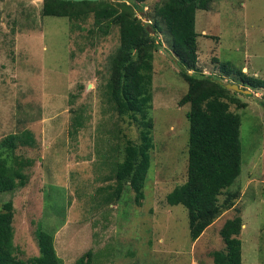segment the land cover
I'll return each instance as SVG.
<instances>
[{"label":"rangeland","instance_id":"374dc122","mask_svg":"<svg viewBox=\"0 0 264 264\" xmlns=\"http://www.w3.org/2000/svg\"><path fill=\"white\" fill-rule=\"evenodd\" d=\"M161 1L138 3L141 20L158 19L154 8ZM42 2L0 0V141L24 129L35 139L13 152L33 161L26 185L0 192V206L13 204L17 257L38 254L35 233L43 230L53 234L62 264L83 255L88 264H213L212 251L224 248L223 222L239 214L242 264H264V89L237 73L264 79V0H212L196 10L197 67L249 92L233 90L238 102L229 103L240 116L241 172L230 188L238 194L193 241L186 208L165 201L186 179L189 104L178 103L187 82L164 23L151 33L159 41L149 110L154 145L142 195L125 181L119 197L106 201L115 187L112 164L123 160L126 139L141 143L143 128L138 115L119 114L105 96L118 27L91 33V13L77 22L44 16ZM226 197L223 190L219 202Z\"/></svg>","mask_w":264,"mask_h":264},{"label":"trees","instance_id":"16d2710c","mask_svg":"<svg viewBox=\"0 0 264 264\" xmlns=\"http://www.w3.org/2000/svg\"><path fill=\"white\" fill-rule=\"evenodd\" d=\"M143 0L71 1L43 0L44 16L67 17L70 21L85 20L91 13L93 28L107 33L109 27H118L119 44L109 60V77L106 81L107 102L119 114L140 118L141 143L125 140L122 161L112 164L110 172L115 187L106 201L119 197L122 185L129 181L137 197L149 166V149L153 147L150 133L151 82L153 55L159 41L151 33L164 23L170 36V49L179 66V74L187 82V90L179 99L180 105L189 104L187 172L183 183L166 194L169 205L181 204L187 210L189 238L193 241L221 213L230 207V199L238 189L230 188L241 172L240 116L229 110V103H236L233 90L226 88L220 77L204 74L197 67V41L195 14L198 9H208L212 0H162L155 5L152 22H144L140 2ZM139 13L136 15L135 13ZM222 71L229 74V66L222 64ZM239 79L254 88L264 89V79L237 71ZM246 89V88H244ZM264 107V100H260ZM138 115V116H137ZM74 125H82L75 119ZM35 142L33 133L24 129L8 134L0 141V192L15 191L27 183L25 169L32 159L14 154L17 145L30 146ZM4 152V155L2 154ZM226 190L227 197L219 202L218 195ZM13 204L11 200L0 206V264H62L54 248L53 234L38 230L35 233L38 254L28 259L18 258L13 244ZM242 219L239 214L226 219L219 234L224 248L212 251L213 264H242ZM90 252H86L85 256ZM76 264H88L84 255Z\"/></svg>","mask_w":264,"mask_h":264},{"label":"water","instance_id":"95a60500","mask_svg":"<svg viewBox=\"0 0 264 264\" xmlns=\"http://www.w3.org/2000/svg\"><path fill=\"white\" fill-rule=\"evenodd\" d=\"M71 1H83V0H71ZM88 1H97V0H88ZM226 88L239 91V92H249L247 89L240 88L236 83H225Z\"/></svg>","mask_w":264,"mask_h":264},{"label":"crops","instance_id":"0c3cea01","mask_svg":"<svg viewBox=\"0 0 264 264\" xmlns=\"http://www.w3.org/2000/svg\"><path fill=\"white\" fill-rule=\"evenodd\" d=\"M66 243H68V242H63L62 245L66 244ZM62 245H61V248H62ZM54 248H55V250H56V248H57V246H56V241H54ZM56 253H57V251H56Z\"/></svg>","mask_w":264,"mask_h":264}]
</instances>
